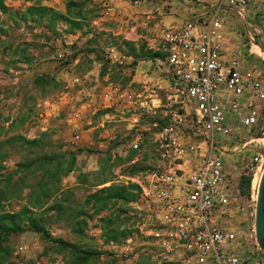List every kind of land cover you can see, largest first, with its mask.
<instances>
[{"label": "rangeland", "instance_id": "1", "mask_svg": "<svg viewBox=\"0 0 264 264\" xmlns=\"http://www.w3.org/2000/svg\"><path fill=\"white\" fill-rule=\"evenodd\" d=\"M135 1L126 0L129 10L141 8ZM66 2L41 0L37 4L68 14ZM33 3L4 0L9 9L20 12ZM89 7L94 8V15L87 16L80 27L68 20L51 27L44 18L28 15L21 20L0 9V264H120L107 254L108 234L120 240L130 230L139 236L140 227L152 224L139 184L157 163L152 138L146 134L142 149L131 155L121 115L115 118L120 120L116 138L107 140L103 132L94 134V120L106 119L104 111L94 114V106L87 103L94 104V84L96 96L107 73L123 83L128 77L106 58L108 46L143 55L149 48L148 37L163 49L161 32L147 29L154 26L149 21L147 28L142 26L145 14L140 11L133 13L135 20L116 13L104 16L94 0ZM163 9L168 11L166 5ZM233 11L227 10L224 17L231 27L235 53L246 55L253 46L260 51L254 44L264 48V0H252L243 15L234 16ZM261 69L264 72V66ZM95 70L99 77L94 76ZM74 78L80 80L74 82ZM78 116L82 125H75ZM25 139H38V143L25 145ZM19 163H31L30 170L15 173ZM40 164L43 167L31 171ZM55 170L60 173L53 177ZM240 172H233L239 208L226 221L244 256L255 253L261 259L264 252L253 221L258 188L251 182L242 187L244 174L239 176ZM109 187L112 201L97 210L96 197L104 196L100 191ZM115 194L128 200L121 202ZM17 212L18 216L3 218ZM14 225L23 230L10 231ZM24 243L28 250L16 254L18 245ZM73 250L87 251L88 259L81 261L85 254Z\"/></svg>", "mask_w": 264, "mask_h": 264}, {"label": "built area", "instance_id": "2", "mask_svg": "<svg viewBox=\"0 0 264 264\" xmlns=\"http://www.w3.org/2000/svg\"><path fill=\"white\" fill-rule=\"evenodd\" d=\"M98 1L104 16L116 13L111 0ZM189 2L204 12L164 28L163 49L148 41L164 56L105 49L108 61L123 69L148 63L151 77L134 85L107 73L95 103H88L106 117L94 121V130L113 140L121 115L130 148L139 152L148 134L157 158L139 181L152 224L140 227L139 236L108 242L107 254L120 264L141 256L156 264H264L255 253L244 256L226 221L239 208L234 170L251 177L252 186L264 171V72L223 54L224 13L244 14L252 0ZM28 248L20 244L16 254Z\"/></svg>", "mask_w": 264, "mask_h": 264}, {"label": "crops", "instance_id": "3", "mask_svg": "<svg viewBox=\"0 0 264 264\" xmlns=\"http://www.w3.org/2000/svg\"><path fill=\"white\" fill-rule=\"evenodd\" d=\"M96 2H99L98 0H94ZM112 3L116 6V14L119 17L125 18L128 17V19L133 18L135 19V16L133 13L140 11L143 15V19L141 22L142 26H145L147 28L148 26V21L149 23H153L154 26L152 28H147V29H152L156 30L154 32L160 31L162 33V29L169 27V26H176V25H181L188 19H191L193 17L199 16L204 12V9L199 8L195 5H192L189 0H143L139 1V3H136L140 5L141 8L137 7L134 8V10H129L128 7L126 6L127 2L126 0H111ZM166 5L168 8V11H164L163 7ZM232 11V10H228ZM227 13V11H226ZM224 13L223 16L226 15ZM235 13L237 14L238 12L233 11L232 14L235 16ZM243 15V14H241ZM139 17V15H137ZM227 19V16H225ZM136 20V19H135ZM226 24L225 28V39L223 43V54L224 58L230 59L235 55L240 56L241 58L245 60L246 63L253 64L258 66L260 69L262 66H264V48H261L260 45L254 44L256 47L259 48L260 51L254 48L251 51H249L246 55L242 53H235L236 50L231 47V36H230V29ZM153 37H148V41L151 40ZM150 66H148V63L144 62L140 66L135 67V68H124V73L128 76V82L133 83L134 85H139L141 82L148 80L151 76H149V70ZM262 70V69H261ZM263 71V70H262ZM96 70L94 71V76L99 77V73H95ZM97 85L94 84V103H95V88ZM89 101V100H88ZM88 104V103H87ZM86 104V106H87ZM84 106V108H86ZM82 116V115H81ZM77 117V122L75 125H82L80 120ZM97 121V120H94ZM83 122V121H82ZM90 122V121H89ZM98 131L94 130V134L97 135ZM233 159V158H231ZM239 170V169H237ZM240 171V170H239ZM255 222V219H253Z\"/></svg>", "mask_w": 264, "mask_h": 264}, {"label": "trees", "instance_id": "4", "mask_svg": "<svg viewBox=\"0 0 264 264\" xmlns=\"http://www.w3.org/2000/svg\"><path fill=\"white\" fill-rule=\"evenodd\" d=\"M26 1H34V3L29 5L27 7L26 11H23V12L12 11V9H9L7 7V5L4 4V0H0V9L3 12L10 11L12 14L17 15L18 19H21V20H26L28 15H30L36 19L44 18L47 20L48 24L51 27H54L61 20L72 21L75 26L80 27L88 19L87 16L92 17L94 15V8L89 7L90 5L93 4V0H67L66 6H67V13L68 14L59 12L56 9L49 7L47 5L37 4L41 0H26ZM85 6L87 7V9L84 11L83 8ZM71 15L76 16L77 18L71 17ZM133 55L135 57H149V56H155V55L164 56L165 53L163 51H154L153 49L148 48V51L146 53H144L143 55H138V54H133ZM127 81H128V79H126L124 81V83ZM37 143H38V139H32V140L25 139V141H24L25 145H30V146H35V145H37ZM136 152H137L136 150L131 149V155L134 156ZM30 164L24 165V163H19L20 168L15 170L14 172L19 173V172H21V170H26V169L30 170ZM41 167H43L42 164L38 165V167H36V168H33L31 171H37ZM70 169H71V167H69L68 170H70ZM59 173H60V171L55 170L52 173V176L55 177ZM11 179H12V174H10L8 176L7 183L11 182ZM250 182H251V177L244 175L242 177V180H241V185L243 187L244 185H247V184L249 185ZM111 189H112V187H109L107 189H102L100 191V194L104 195V196L96 197L95 202H94V206L97 208V210L105 209L107 207L108 203L112 201L113 195L110 192ZM106 191H108L107 194H106ZM4 192H5V190H2L1 194H3ZM115 196H116V199H121L120 200L121 202H125V200H128L120 194H115ZM134 198H135V195L131 194V197L129 199L133 200ZM19 214H20V212L12 213L9 215L7 214V215H3V218L5 216L13 218L15 216H18ZM15 225H17V224H15ZM15 225L13 227H11L9 230L10 231L23 230L21 227H17ZM131 234H132V231H130V230L125 231L123 233V237L120 240L115 239V237L113 235L108 234L107 242H110L112 240L123 241L128 236H130ZM73 251H74V253L85 254L83 257H80L81 261H86L88 259L89 253L87 251H85V250H82V251L81 250H73ZM141 260H148V261L152 262L153 264L155 263L149 257H146V256H141L137 262H139Z\"/></svg>", "mask_w": 264, "mask_h": 264}, {"label": "water", "instance_id": "5", "mask_svg": "<svg viewBox=\"0 0 264 264\" xmlns=\"http://www.w3.org/2000/svg\"><path fill=\"white\" fill-rule=\"evenodd\" d=\"M255 230L260 248L264 252V171L258 187L255 206Z\"/></svg>", "mask_w": 264, "mask_h": 264}, {"label": "bare ground", "instance_id": "6", "mask_svg": "<svg viewBox=\"0 0 264 264\" xmlns=\"http://www.w3.org/2000/svg\"><path fill=\"white\" fill-rule=\"evenodd\" d=\"M261 179H262V173L258 174L256 177H254V179H253V185L258 188L259 187V184L261 182Z\"/></svg>", "mask_w": 264, "mask_h": 264}]
</instances>
